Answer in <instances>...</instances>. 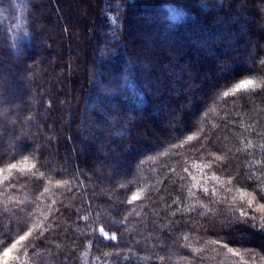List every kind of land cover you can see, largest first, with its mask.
I'll list each match as a JSON object with an SVG mask.
<instances>
[{
	"label": "trees",
	"instance_id": "1",
	"mask_svg": "<svg viewBox=\"0 0 264 264\" xmlns=\"http://www.w3.org/2000/svg\"><path fill=\"white\" fill-rule=\"evenodd\" d=\"M262 62L264 0H0V264H264Z\"/></svg>",
	"mask_w": 264,
	"mask_h": 264
},
{
	"label": "snow or ice",
	"instance_id": "2",
	"mask_svg": "<svg viewBox=\"0 0 264 264\" xmlns=\"http://www.w3.org/2000/svg\"><path fill=\"white\" fill-rule=\"evenodd\" d=\"M262 63H264V62H262ZM253 85H254V81L253 80H251V79H244L239 84H237L235 87H236V90H246V89H248L249 87H251ZM224 95L227 96L228 93L225 92ZM2 159L3 158L0 157V161H2ZM247 179L250 180V181H252V183L251 184H246V183H243V182L238 181V183H241V188H252V192L255 193V195L253 196V199L255 200L258 197L259 200H264V181H261V182L258 183L257 180L254 179L251 175H248L247 176ZM253 185H255V187H253ZM132 199L133 200H136L137 197L133 196ZM248 206L249 207H252V204L249 203ZM260 210L261 211H264V204H261L260 205ZM241 217L242 218H241L240 222L247 224L248 221H249V217H248L247 213L246 212H242ZM250 219L253 221L252 226L255 227L256 217L255 216H252ZM261 231L264 232V225H261ZM24 239H25L24 236H21L20 237V240L21 241H23ZM111 239L115 240L116 237L113 236V237H111ZM229 250L231 251V249H229ZM234 254H236V253H234ZM4 255L7 256L8 255V252H4Z\"/></svg>",
	"mask_w": 264,
	"mask_h": 264
}]
</instances>
